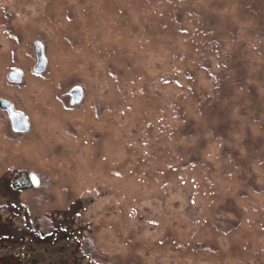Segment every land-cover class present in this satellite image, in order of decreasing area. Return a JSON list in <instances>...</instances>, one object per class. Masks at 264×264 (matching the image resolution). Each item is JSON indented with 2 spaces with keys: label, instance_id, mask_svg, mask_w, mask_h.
I'll return each instance as SVG.
<instances>
[{
  "label": "rangeland",
  "instance_id": "1",
  "mask_svg": "<svg viewBox=\"0 0 264 264\" xmlns=\"http://www.w3.org/2000/svg\"><path fill=\"white\" fill-rule=\"evenodd\" d=\"M259 3L0 0V264H264Z\"/></svg>",
  "mask_w": 264,
  "mask_h": 264
},
{
  "label": "water",
  "instance_id": "2",
  "mask_svg": "<svg viewBox=\"0 0 264 264\" xmlns=\"http://www.w3.org/2000/svg\"><path fill=\"white\" fill-rule=\"evenodd\" d=\"M35 45L37 62L34 65V70L40 72L43 71L46 67V58L44 56V49L42 44L39 41H36ZM7 79L11 82H21L23 80V75L18 70H11L7 73ZM68 93L70 95L72 104L80 102L84 96L82 88L77 86L70 88L68 90ZM0 108L7 111L12 123V127L15 131L23 132L30 128V121L28 116L25 113L16 110L13 107L11 100L7 97L0 96ZM30 176L35 185H38L40 183V178L36 173L31 172Z\"/></svg>",
  "mask_w": 264,
  "mask_h": 264
},
{
  "label": "trees",
  "instance_id": "3",
  "mask_svg": "<svg viewBox=\"0 0 264 264\" xmlns=\"http://www.w3.org/2000/svg\"><path fill=\"white\" fill-rule=\"evenodd\" d=\"M263 4H264V0H260L259 5L257 6L258 9L261 10L260 13H259L260 15H262L261 12H262V8L264 7ZM256 14H257V13H256ZM246 19H247V18H246ZM246 19H245V20H246ZM259 20L262 21V20H263V17H260ZM259 20H258V21H259ZM247 21H248V20H247ZM194 26H195V33H196L197 30H198V27H197L196 24H195ZM194 36H195V35H194ZM263 41H264V39H263ZM214 42H215V40L213 41V43H214ZM227 53H228V54H232V55L236 54L235 51H228ZM227 53H226V55H227ZM205 56H206V55H205ZM202 60H203V59H202ZM160 88H161V87H160ZM165 101H166V102H165L166 104H169V102H168V100H167L166 98H165ZM244 140H246V139L244 138ZM190 198H191V199H190ZM185 202H186L187 205H193V204L195 203V199H193V195H192V197H185Z\"/></svg>",
  "mask_w": 264,
  "mask_h": 264
},
{
  "label": "flooded vegetation",
  "instance_id": "4",
  "mask_svg": "<svg viewBox=\"0 0 264 264\" xmlns=\"http://www.w3.org/2000/svg\"><path fill=\"white\" fill-rule=\"evenodd\" d=\"M38 41V40H37ZM40 42V41H39ZM35 52H36V49H35ZM11 100V99H10ZM11 102H12V100H11ZM13 103V102H12ZM13 107L15 108V106H14V104H13ZM16 109V108H15ZM3 110V109H2ZM16 110H18V109H16ZM4 111H6V110H4ZM20 111V110H19ZM7 112V111H6ZM22 112V111H21ZM24 113V112H23ZM8 114V113H7ZM30 178H31V176H30ZM31 180H32V178H31Z\"/></svg>",
  "mask_w": 264,
  "mask_h": 264
}]
</instances>
